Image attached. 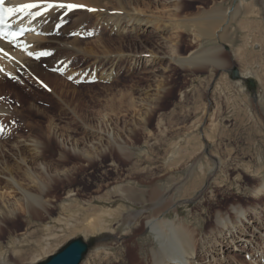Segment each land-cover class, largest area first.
Segmentation results:
<instances>
[{
	"label": "rangeland",
	"instance_id": "rangeland-1",
	"mask_svg": "<svg viewBox=\"0 0 264 264\" xmlns=\"http://www.w3.org/2000/svg\"><path fill=\"white\" fill-rule=\"evenodd\" d=\"M262 1L188 0L187 5L178 8L176 0H136L134 6L143 19L155 20L159 25L174 23L173 29L152 25L140 27L137 32L128 29L129 33L123 34L114 32L113 26L106 23L97 25L101 29L96 37L88 35L84 41L103 39L110 52L140 56V60L114 63V71L108 78L101 75L109 67L108 62L101 60L103 68L93 64L92 57L67 56L60 61L64 69L61 75L46 69L48 75L63 81L62 99L67 107L59 98L60 93L54 95L43 88L37 81L41 82L40 79L32 81L34 86L27 84L33 91H28L25 100L19 102L23 126H7L12 117L0 118L4 128L0 132V176L3 177L0 178V212H4V217H0V264H39L78 238L89 244L80 264H152L150 251L156 246L144 227L147 218H168L174 224H182L198 242L204 235L210 239L215 236L213 229L224 224V216L222 221L217 216L232 206L255 205L258 209V204L264 205V197L256 202L249 197L258 179L264 178ZM240 2L245 10L229 25L224 21L219 23L214 36L201 34L198 26L193 30L191 23L181 29L177 26L178 19H190L202 12L209 23V17L219 13L221 17V12L224 15ZM89 12L87 19L95 26L98 16L93 10ZM214 47L220 49L219 58L225 65L220 69L209 65L199 67V57L185 67L169 60L171 50L179 57L195 52L189 55L190 59L202 48ZM151 56L154 62L147 61ZM83 68L88 76L85 71L77 72ZM233 68L245 81L232 77ZM72 69L85 83H69ZM246 71L250 73L243 76ZM45 78L52 88L60 83L47 75ZM248 80L254 83L252 89ZM2 100L5 104L14 101L13 97L0 93ZM32 102L43 111L42 116L35 108L27 109ZM49 117H53L60 129L59 139L66 148L58 145L55 138L45 143L44 158L40 160L47 166L45 174L38 168L35 170L38 161L25 148L21 157H26V161L19 164L15 145L35 135L40 137L38 132L47 130ZM109 136L111 140L107 139ZM119 145L124 147L126 158L120 154ZM71 146L91 152L94 160L89 163L73 154ZM222 160L224 170L220 172ZM199 168L206 170L201 183V179L196 180ZM260 169L263 172L260 177H249L252 175L249 171ZM10 179L31 196L41 194L34 184H44L46 211L33 212L36 205L27 206L21 192L9 183ZM170 180L177 184L175 190L179 189L173 200L167 201L161 213L147 212L141 214L145 219L134 222L132 217L136 212L162 205L142 203L149 199L151 191L171 186ZM182 186L187 195L193 187L195 191L190 197L182 198ZM167 195L162 196L165 201L171 198V193ZM101 220L104 230L96 228L91 233L89 225ZM227 227L219 233L224 236L223 242L210 241L208 246L215 245L201 255V260L193 258L190 262L264 264V248L243 250L238 246L241 249L235 250L239 242L236 245L231 242L233 237ZM261 231L264 234V228ZM246 232L251 235L252 230ZM260 239L258 248L264 246V236ZM225 244H228L226 251L222 250Z\"/></svg>",
	"mask_w": 264,
	"mask_h": 264
},
{
	"label": "bare ground",
	"instance_id": "bare-ground-1",
	"mask_svg": "<svg viewBox=\"0 0 264 264\" xmlns=\"http://www.w3.org/2000/svg\"><path fill=\"white\" fill-rule=\"evenodd\" d=\"M134 1L136 0H60V2L62 3L74 4L77 5L78 7L73 8L71 11H68L66 9L50 10L45 16L38 17L36 20L32 21L31 23H29L27 19L18 22L16 18H13L10 21L12 26H18V25L23 26L27 29V33H25V35L20 40L14 41L13 43H4L3 41H0V50H2L0 51V93H2L5 96L13 97L14 100L12 102L10 101V103L8 104H5L3 100L0 101V118L5 119L12 117V119L9 121L7 126H14L15 128H17L18 126L21 127L23 126L22 117L20 116L22 115V112L21 110H19L20 109L19 102H21V100L24 101L25 96H27V92L32 90L31 87L27 86V84L29 85L32 84V81L36 80L37 78L41 80V83L46 90H49L54 95L55 93L58 94L59 92L60 94L58 96L59 98L61 97L62 99L63 97L62 89L64 87L63 81H60V77L58 76L48 75L46 69L47 70L50 69V71H54V73L61 75L62 73H64V69L60 61L62 59H65L67 56L78 55L85 58L92 57L95 58L93 59V64H98L99 66H103V68L105 67V65L104 63H102L101 60L108 62L109 67L105 69L104 72L103 71L101 72V75L104 76V78L109 76L114 71L115 68L114 63L118 64L121 63V61H125L126 59L132 61L135 60V63L137 62L136 60H140V56L138 57L130 54L129 55L123 54L119 56L110 52L109 50L106 49L107 44L103 39L97 40L98 39L97 38L92 42L89 43L85 42L84 40L86 36L93 35L94 37H96L100 33L101 27L97 25L103 26L104 24L107 23L113 26V28L115 29L114 32L123 33V34L125 32L129 33L131 29H133V32H137L140 29V27H142V29L143 27L151 28L152 25H156L154 27L157 26L162 28L170 27L171 29H173L172 26L174 27V23L173 25L168 24L169 26L166 24L159 25L158 24L159 22H156L155 20L146 21V19H143L136 10V6H134L135 4ZM176 1H178L177 3L178 8L181 5L185 6L188 3V0H176ZM28 2H33V0H10L8 1V7H14L18 4L28 3ZM262 3L264 5V0L262 1ZM240 4L241 2L237 5L235 9H232L229 12L226 11L224 15L221 12V17L219 16L220 13L217 14L216 16L209 17L208 18L209 23H206L205 14L202 12L196 14L194 17L190 19H183V20L178 19L177 26L179 29H181V27L184 28L188 26L189 23H191V27L192 28L194 27L193 30L195 29L196 31V27L198 26L201 34L214 36L215 35L214 31L218 28L219 23H222L224 21L227 23V25H229L230 23L234 22V19L240 16V13L242 11L245 10L243 9L244 5H240ZM89 9L93 10V12H95V14L98 16V23L96 22L95 26L92 24L91 20L87 19L88 14L90 13ZM173 12H175L174 14L176 15V10ZM247 13L248 12L246 11L244 15H246ZM249 26L251 27V25H248L247 30L251 32L252 27L250 28ZM128 29L130 30L128 31ZM221 36L222 34L217 36V38ZM14 44L15 46H13ZM98 51H100V53ZM219 51L220 49L217 47L216 49L215 47L205 48V49L202 48V51L197 56L189 59L188 57L192 52L189 53L186 57H179L174 55L173 51L171 50L169 60L175 62V64L181 67H185L186 64H192V62L196 60V57H199L198 58V62H200L198 65L199 67H205L206 65H209L213 68L220 69L225 65L223 63V60L219 58L220 57L218 54ZM29 52H33V53L47 52L48 55L41 56L39 59L33 60L32 59L33 55L32 56L28 55ZM5 53H7V55H5ZM194 53L195 52H193L191 55H193ZM235 55L237 56V54ZM99 56H101V59H96L99 58ZM150 58L151 60H147V61L154 62V57L151 56ZM94 68L95 70H97L96 67ZM86 70H87L86 68H83L82 70L79 69L77 72L85 71L84 74L87 75L88 72H86ZM71 72L72 75L68 77V79L71 77V79H69L70 82L67 79V81L70 84L78 85L85 83L81 77H76L77 72L73 73V69ZM247 72L248 71H246L245 73L243 72L242 75L248 76L250 72L249 73ZM45 75L60 81V83H57V85H55V88L50 87V85L46 83L47 78H45ZM238 79L245 81V79L242 78L241 75H239ZM249 81L252 80H248V82ZM16 82L18 83V85L15 84ZM70 84L68 85L70 87H73ZM32 85L34 86V84ZM252 87H254V85ZM252 87L249 86V89H252ZM72 92L76 93L75 90H72ZM62 102L65 104L63 99ZM35 103L34 102L30 103L27 109L34 110L35 108V111L39 112V115L42 116L43 111L40 110L39 109L40 107H37V103L36 104ZM151 107L152 105L150 106V108ZM105 118L106 117L104 116L102 120L105 121ZM48 121L49 122H48L47 130L46 131L40 130L41 132L40 131L38 132L40 134V137L37 138L35 137L36 136L35 135L30 140L28 141L24 140L22 143L20 144L17 143L15 145V150H17L16 152L19 153L20 155L19 164H23V162L26 161L25 159L26 157H21L22 149L25 148L27 149L26 152L28 153V155H30V157L35 161L36 160L38 161V164H36L35 166V170L36 168H38L39 171L45 174L47 173V166L45 165V163H43V161H40L43 160L44 158V155L42 154V150L45 148V143H48L50 142V139L54 140L55 138L58 145H63L66 148L64 141L59 139L58 133L61 134L60 129H58L53 117H49ZM141 121L145 122L144 120ZM0 128H2L1 125ZM97 134L100 135L99 138L101 140L102 132L99 131ZM41 136L43 139L41 138ZM262 138H264V136ZM107 139L111 140V137L109 136ZM60 141L61 144H59ZM117 148L120 154L122 155V157L126 158L127 155L125 154V152H123L124 147L119 145ZM69 149L73 154L79 155L80 157H82L83 160H86L89 163L94 160V156H92L91 152L87 150L78 149L77 147L74 146H71V148ZM60 158H63L62 154L60 155ZM220 167H221L220 168V172H221L222 169L224 168L223 160L221 161ZM249 172H251L252 174L249 176L251 178H258L263 173L262 169L249 171ZM26 173L27 175L29 174L28 171H26ZM197 173H199V177L196 180L198 181L201 179L200 181L201 183L205 178L206 170H202L201 168H199V171ZM0 178L3 177L0 176ZM65 180L67 181L68 178H65ZM9 183L12 184V186L14 187L17 186L12 179H10ZM169 184L171 186L165 187L163 190L155 189L151 191L149 195V199L147 198L148 200H143L142 203V204L153 203V206H156L157 203L158 204L162 203V205L159 208L155 207L147 211L141 210L136 212L132 217L134 222L139 221V219L141 218L145 219V216L144 215L141 216V214H145L147 212H153L154 214L157 212L159 213L162 212L164 205L167 204V201L168 200L170 201L171 199L173 200V197H175V195L179 191L178 188L177 190H175V185H177L176 183H172L170 180ZM34 185L36 187L38 186L39 190H41L40 196L28 195L20 187H16V189L19 190L23 195V197L25 198L24 202L27 206L31 205L32 207L33 204L36 205L37 209L35 208L34 210H32L33 212H38L37 210L45 212L47 206V202H46L47 199H43V197L47 193L46 188L45 186H43L44 184L36 183ZM195 187L198 188L199 186L197 185ZM195 187L192 188V192H190L189 194L192 195L194 193ZM180 191L182 193L181 195L182 198L186 196L190 197L189 194L188 195L185 194L186 192L185 187H183ZM168 193H171V198L168 197L167 200L165 201V197L162 196H168L167 195ZM159 194L161 195L159 196ZM158 196L159 198L157 200H153V198H156ZM249 197L255 202L261 200L264 197V178L261 180L258 179L256 185L251 188ZM258 205H260L258 209H256L255 205L250 206L251 208L241 207L240 205L232 206L229 210L218 215L219 217L217 216V219H219L220 221L223 220L222 217L224 216V224L222 225V228L216 225L215 227L216 229H213V231H215L216 233L215 236L211 237L212 239H210V237H206V235H204L202 237V241H198V242L192 236L190 231L188 232V230H186V228L182 224H176V223L174 224V222L169 220L168 218H163L160 220L156 216H151L147 218L146 221L144 222V227L153 236L152 238L155 243L154 245L156 246L155 249H152L150 251L152 264H194V262H190L191 259L193 258L195 260L200 261L202 258L201 255L209 247L215 245L214 240L223 239L224 236L220 235L219 233L223 230L225 226L227 227L228 225H231L232 227V228H229V226L227 227V230L230 231L229 235L233 237V239L231 238V242L234 245H236L237 242H239V244L235 247V250L240 248V247L238 248V246H241L242 249L243 248L249 249L251 247V249L258 250L264 248V246L258 248L261 240L260 236L261 235L264 236V234L261 231L264 228L263 225L264 205L262 204H258ZM148 206L150 207V205ZM3 213L4 212H0V217H4ZM101 215H104V213H101ZM155 217L156 219H154ZM229 222H231V224H229ZM103 224L104 222L102 220L96 223H91L88 229H92L91 233L94 232L96 228L104 230ZM249 229L252 230L251 235H249L246 232V230ZM208 238L210 239L209 241H207ZM210 241L214 243L211 246L210 245L208 246ZM221 242H223V240ZM227 246L228 244L222 245V250L226 251V249L228 248Z\"/></svg>",
	"mask_w": 264,
	"mask_h": 264
},
{
	"label": "snow or ice",
	"instance_id": "snow-or-ice-1",
	"mask_svg": "<svg viewBox=\"0 0 264 264\" xmlns=\"http://www.w3.org/2000/svg\"><path fill=\"white\" fill-rule=\"evenodd\" d=\"M6 0H0V29L12 28L10 21L16 18L18 22L28 20L29 23L36 20L38 17L45 16L50 10L66 9L71 11L73 8L78 7L74 4L62 3L60 0H33V2L18 4L14 7H5ZM91 11V9H89ZM27 31L25 28H20L18 32H4L0 30V40H4L8 43H13L21 37L24 32ZM15 46V44L13 45ZM2 51V50H0ZM7 55V53H5ZM28 55H35L37 59L41 56L48 55L47 52H29ZM71 79V77L69 78ZM3 129L0 128V132Z\"/></svg>",
	"mask_w": 264,
	"mask_h": 264
},
{
	"label": "water",
	"instance_id": "water-1",
	"mask_svg": "<svg viewBox=\"0 0 264 264\" xmlns=\"http://www.w3.org/2000/svg\"><path fill=\"white\" fill-rule=\"evenodd\" d=\"M231 73L234 79L239 78V73L236 69L233 68ZM247 84L250 87L254 85L253 81H249ZM88 249V243H85L80 238L74 239L39 264H80Z\"/></svg>",
	"mask_w": 264,
	"mask_h": 264
}]
</instances>
